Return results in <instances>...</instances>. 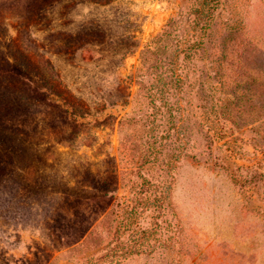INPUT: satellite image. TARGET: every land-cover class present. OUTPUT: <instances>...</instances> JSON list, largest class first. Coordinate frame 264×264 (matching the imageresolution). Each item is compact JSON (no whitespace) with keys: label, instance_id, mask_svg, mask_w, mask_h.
<instances>
[{"label":"rangeland","instance_id":"rangeland-1","mask_svg":"<svg viewBox=\"0 0 264 264\" xmlns=\"http://www.w3.org/2000/svg\"><path fill=\"white\" fill-rule=\"evenodd\" d=\"M193 4L0 0V264H264V0L197 51ZM141 175L170 204L118 233Z\"/></svg>","mask_w":264,"mask_h":264},{"label":"trees","instance_id":"trees-1","mask_svg":"<svg viewBox=\"0 0 264 264\" xmlns=\"http://www.w3.org/2000/svg\"><path fill=\"white\" fill-rule=\"evenodd\" d=\"M222 6L223 0H195V4H193L189 11L187 21L189 22L188 37H195L194 45L196 46V51L203 45L206 37H208L212 23L218 17ZM159 41H161L160 37L156 42L151 43V47L154 49L158 48ZM174 59V67L176 68L177 56H174ZM140 179L141 184L139 189L133 193L130 205L122 213L117 229L118 233L129 232L145 210H154L162 213L170 204L167 187H161L159 184L146 179L142 175ZM146 238L147 236H144V233H142L141 235L132 236L129 242H126L119 236H116L113 245L106 253V260L104 262L114 263L123 256L126 257L141 253L144 249V241ZM102 262H98L97 264H102ZM93 264L96 263L93 262Z\"/></svg>","mask_w":264,"mask_h":264}]
</instances>
